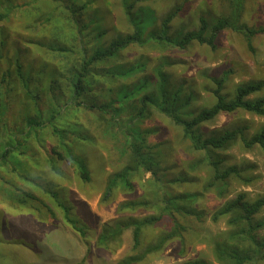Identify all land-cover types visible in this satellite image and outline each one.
I'll list each match as a JSON object with an SVG mask.
<instances>
[{"label": "rangeland", "instance_id": "obj_1", "mask_svg": "<svg viewBox=\"0 0 264 264\" xmlns=\"http://www.w3.org/2000/svg\"><path fill=\"white\" fill-rule=\"evenodd\" d=\"M9 3L19 8L12 11L9 20L0 23V37L5 36L12 42L5 49L6 59L0 65V70L4 72L8 66L15 68L10 62L19 47L21 61L25 67L39 62L48 63L55 68L63 67L61 62L66 61L65 58L40 48L38 42H52L59 36L66 37L67 33H76L65 21L69 12L61 11L66 4L72 6L71 0H49L47 3L39 2L34 5V0H0V12L9 8ZM27 3L31 5H26ZM77 4L78 19L83 24H88L95 17L100 19L102 31L99 32H105L103 42L110 41L119 34L132 32L120 0H81ZM83 4H87L85 9ZM145 5L150 6L160 20L173 13L176 5L184 6L183 11L172 22V32L199 30L203 27L202 19L213 17L223 20L230 13L227 0H150ZM47 13L55 14L51 22L43 21L46 16L44 14ZM240 23L249 28L264 27V0H245ZM215 34V46L209 43H193L186 50H162L154 45L131 46L121 53L114 64L131 66L139 61L147 62L145 71L123 81L101 77V86L105 90L120 91L147 80L151 84L149 89L152 90L157 82L154 69L161 63L162 57H167L172 65L165 67L164 72L173 85L183 86L185 91L194 92L191 106L194 112L198 113L214 103L210 92L214 85L208 79L210 75L222 77L223 73H230L225 85V94L230 97L240 84L264 81V34L254 38L253 51H250L242 33L226 28L224 24L217 25ZM104 66L109 65L102 64L100 68ZM2 91L0 90V160L3 154L10 150L15 152L19 148L18 133L11 136V127L3 116ZM98 95V91H93L92 97L89 98L93 99ZM13 111H17V107ZM95 112L86 110L79 113L78 121H69V124L79 123L90 136L86 142L72 141L90 166V183L82 182L77 168L68 160L58 161V157L52 154L57 142L50 133L43 135L45 150H40L39 158L25 159L16 171L14 166L0 171V176L8 183L0 181V264H55V260L60 258L67 264H119L129 256L144 257L137 264H182L195 259L221 264L215 257L214 247L216 243L226 239L230 230L229 216L221 217L218 222H213L212 216L226 202L237 199L239 195H244L245 201L250 204L264 199L263 150L259 146L247 149L237 141L229 149L220 152L221 157L225 159V165L238 167L243 176L253 179L249 184L232 179L227 197L221 198L215 189L208 185L212 176L209 168L199 167L195 171L189 168L190 164L204 158V152L194 151L191 141L185 138V131L181 127H177L165 115L152 110L150 117L138 126L142 130L155 131L147 138V143L158 146V154L155 157L166 170L164 174H184L190 178L185 184L173 186V193L202 194V198L194 205L202 217L199 220L193 216L177 214V220L184 227L181 236L167 242L161 250L149 254L148 249L160 244L170 229L168 220L144 230L141 245L137 250L133 249L131 230L124 232L121 243L100 246L97 238L104 224L120 217L143 218L154 212L150 209L119 212V206L124 202L151 198L152 174L141 173L134 181L135 190L130 193L124 192L120 184L116 185L122 179L127 158L122 156L120 149L117 150V144L112 138L103 135L100 127L102 122H98L103 120L97 112V115L94 114ZM263 127L264 117L238 110L219 115L203 129L208 135L243 129L249 139ZM48 155L53 156L60 173L52 170L47 161ZM21 159L18 156L17 162ZM19 174L23 177L27 175L28 180H34L35 184L44 188L23 184ZM9 184L33 193L37 200L28 201L24 207L19 205L8 197ZM52 191L61 202L69 205L72 214L87 226L85 240L76 237V232L66 224L60 209L50 199L53 198L49 193ZM254 215L258 218L264 217V206ZM55 246L65 248L61 251ZM58 262H62V259ZM260 264H264V260Z\"/></svg>", "mask_w": 264, "mask_h": 264}, {"label": "trees", "instance_id": "obj_2", "mask_svg": "<svg viewBox=\"0 0 264 264\" xmlns=\"http://www.w3.org/2000/svg\"><path fill=\"white\" fill-rule=\"evenodd\" d=\"M79 1L81 0H71L72 6L66 4L61 9V11L69 12L65 21L67 26L76 33L71 35L67 33L66 37L59 36L60 39L52 42H38L40 48L65 58L66 61L61 62L63 67H51L45 62L31 63L25 67L21 61L19 47L10 62L15 68L8 66L4 72L0 70V90H3L1 94L4 100L3 116L11 127V136L18 133V139H16L19 143L17 151L10 150L3 154L0 160V171L12 166L16 171L25 159L39 158L40 150H45L43 135L50 133L57 142V146L52 149V154L58 157V161L68 160L77 168L82 182L90 183L92 180L90 166L84 155L78 152L77 145L72 144L73 140L86 142L90 136L79 123L69 124V121L70 119L78 121L79 113L86 110L96 111L103 120H98L99 124L102 122L100 127L103 135L112 138L117 144V150L120 149L122 156L127 158L122 179L116 185L120 184L124 192L130 193L135 190L134 181L141 173L152 174L151 198L124 202L119 206V212L138 209H150L154 212L143 218L120 217L104 224L97 243L100 246L121 243L124 232L131 230L133 249L137 250L141 245L144 230L168 220L169 232H166L160 244L148 249L147 254L156 252L170 240L181 236L184 227L177 220V214L201 219L202 215L194 205L202 198V194L173 193V186L185 184L190 181V178L184 174L170 176L164 174L166 170L155 157L158 154V146L147 143V138L155 131L142 130L138 125L147 120L151 111L155 110L172 120L177 127H181L185 131V138L191 141L193 150L204 152V158L190 164V170L195 171L199 167L209 168L212 176L208 185L215 189L219 197L226 198L232 179H238L245 184L251 183L253 179L243 176L238 167L225 165V159L221 157L220 152L229 149L237 141H240L247 149L259 146L264 152V127L249 139L245 136L243 129L225 130L208 135L203 127L221 114L234 113L238 110L264 117V81L240 84L230 97L225 94V85L230 73L225 72L222 77L210 75L208 79L214 85V88L210 90L214 103L196 113L191 106V101L195 97L194 92L185 91L183 86L173 85L164 72L165 67L172 65L167 57H162L161 63L154 69L157 82L152 90L149 89L151 84L147 80L120 91L105 90L99 78L123 81L145 71L147 62L139 61L131 66L114 64L121 53L131 46L154 45L162 50L169 48L186 50L193 43H209L215 46L216 27L218 24H224V27L242 33L250 51H253L254 38L264 34V27L255 29L240 23L245 0H227L230 13L225 19L219 20L213 17L202 19L201 29L186 32L183 30L172 32L171 29L172 22L183 11L184 6L176 5L173 13L160 20L157 18V13L150 6L145 5L150 0H120L132 32L119 34L114 39L103 42L105 32H99L102 29L98 17L88 24H83L78 19L77 3ZM39 2L47 3L49 0H34L33 5ZM86 6L87 4H83L84 9ZM8 7L0 12V23L9 20L12 11L19 8L12 3H9ZM44 15L46 16L43 17V21L47 22H51L55 16L53 13ZM0 39L1 65L6 59L5 49L12 42L10 43L5 36ZM102 64L109 66L100 68ZM93 91L99 93L93 98L95 100L89 98L92 97ZM257 95L260 96L253 97ZM15 107L17 111H13ZM18 156L22 158L19 163ZM47 161L53 171L60 173L52 155H48ZM19 178L23 184L30 185L29 187L44 188L40 184H35L34 180H28L27 175L23 177L19 174ZM0 181L8 184L1 176ZM52 192H49L53 197L50 199L60 209L66 224L76 232V237L85 240L87 226L72 214L69 205L61 202L55 192ZM8 197L23 207L28 201L37 200L33 193L10 184ZM263 206L264 199L250 204L245 201L244 195H239L237 199L226 202L213 214V222H218L223 216H229L230 230L226 239L216 243L214 247L215 257L219 263L260 264L264 260V217L258 218L254 215ZM46 207L49 206L46 205ZM143 259L142 256H129L119 264H137ZM182 264L211 263L203 259H195Z\"/></svg>", "mask_w": 264, "mask_h": 264}, {"label": "crops", "instance_id": "obj_3", "mask_svg": "<svg viewBox=\"0 0 264 264\" xmlns=\"http://www.w3.org/2000/svg\"><path fill=\"white\" fill-rule=\"evenodd\" d=\"M69 238V237H68ZM67 238V239H68ZM55 248L57 249V250H63L64 248H65V246H60V247H58V246H55ZM60 259H62V262H58V260H60ZM60 259H57V260H55V264H67V263H64V259L63 258H60Z\"/></svg>", "mask_w": 264, "mask_h": 264}]
</instances>
